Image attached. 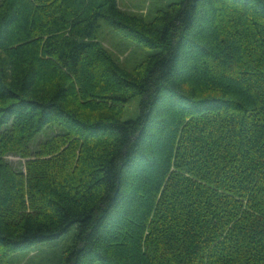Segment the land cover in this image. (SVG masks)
<instances>
[{
  "label": "trees",
  "instance_id": "16d2710c",
  "mask_svg": "<svg viewBox=\"0 0 264 264\" xmlns=\"http://www.w3.org/2000/svg\"><path fill=\"white\" fill-rule=\"evenodd\" d=\"M103 23L147 51L141 67L99 43ZM90 68L141 97L135 119L79 105ZM56 123L42 149L69 148L27 178L0 158V264H264V0H180L152 20L118 0H0V156Z\"/></svg>",
  "mask_w": 264,
  "mask_h": 264
},
{
  "label": "rangeland",
  "instance_id": "374dc122",
  "mask_svg": "<svg viewBox=\"0 0 264 264\" xmlns=\"http://www.w3.org/2000/svg\"><path fill=\"white\" fill-rule=\"evenodd\" d=\"M119 6L126 12L132 13L138 16L143 17L146 20H152L160 10H164L168 5L179 2L180 0H118ZM217 24L215 25V27ZM40 40L38 37H31L28 42L34 44V54L40 60L41 63H44L46 70H50V63H53V58L44 53L42 48H38L37 41ZM99 43L102 44L106 49L110 51L115 61L118 62L121 66L133 70L141 67L142 61L147 55V51L143 48H140L134 40H126L124 36L117 33L115 30H112L108 25H102V28L99 33ZM194 60L196 61L194 68L197 69L203 68V64L211 65V58L203 56H195ZM60 68H53L52 71H46L41 74V81L47 83V78L51 79L53 74L58 73ZM61 70V69H60ZM63 73L65 71L61 70ZM61 72V73H62ZM89 73H91L89 80H84L76 82L75 81V91L74 95L77 99V102L84 110H95L98 111L102 108L108 109H117L121 112L123 120L135 119L139 113V102L140 96H131V92L122 90L118 85L113 86L116 92L115 95L121 96L120 98L110 96L112 93L103 89L105 79L101 77H96L97 80L93 81L95 78V72L90 68ZM60 73V72H59ZM196 75H199L195 72ZM100 75V74H99ZM124 97V99H123ZM66 128L59 124H51L45 130L35 137V139L29 145V152L27 155H23L16 152H9L0 158H3L5 162L13 167L17 172H22L27 178L29 163L34 160H48L53 156L65 152L71 143L67 141L66 143H57L55 146L50 148L42 149L43 145L51 143L56 138H63L66 134ZM64 139V138H63ZM80 143L75 151V156L73 161L78 163L80 159V151L83 145L84 139L80 137ZM57 149L53 152L54 149ZM49 151V152H47ZM48 153V154H46ZM141 178V177H140ZM22 194L18 195L20 198L17 200L18 206L12 207V211H19L22 213L34 212L33 206L31 205V200L34 197L33 193L29 192V182L25 180V186L21 190ZM11 217V213H10ZM55 244L51 247L44 246L51 253L55 249ZM41 249H36L28 257H36L40 254ZM51 253L48 252V255ZM26 263L24 260L21 264Z\"/></svg>",
  "mask_w": 264,
  "mask_h": 264
}]
</instances>
